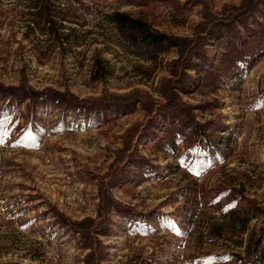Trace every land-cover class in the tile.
<instances>
[{"label": "rangeland", "instance_id": "374dc122", "mask_svg": "<svg viewBox=\"0 0 264 264\" xmlns=\"http://www.w3.org/2000/svg\"><path fill=\"white\" fill-rule=\"evenodd\" d=\"M0 84L69 102L0 96V264H264V0H0Z\"/></svg>", "mask_w": 264, "mask_h": 264}, {"label": "trees", "instance_id": "16d2710c", "mask_svg": "<svg viewBox=\"0 0 264 264\" xmlns=\"http://www.w3.org/2000/svg\"><path fill=\"white\" fill-rule=\"evenodd\" d=\"M110 21L114 24L121 37L135 49H153L160 50L166 42H170V39L165 34L155 33L149 30L148 25L139 18H135L125 12H114L109 17ZM146 55V56H145ZM143 54V57L149 56ZM0 96H4L8 100H29L30 113L43 106L47 102H53L63 105L67 109L69 102L57 91L49 90L47 92H29L16 87H8L0 84ZM11 101V102H12ZM23 136V131H19ZM258 254H250L248 256L250 260H254ZM245 259L248 263L249 260Z\"/></svg>", "mask_w": 264, "mask_h": 264}]
</instances>
